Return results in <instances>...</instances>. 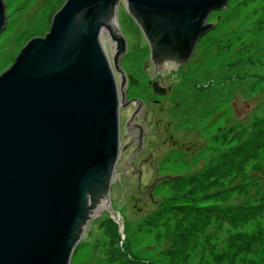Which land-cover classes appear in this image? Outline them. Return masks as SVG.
Masks as SVG:
<instances>
[{"label":"rangeland","instance_id":"1","mask_svg":"<svg viewBox=\"0 0 264 264\" xmlns=\"http://www.w3.org/2000/svg\"><path fill=\"white\" fill-rule=\"evenodd\" d=\"M65 1L3 0L0 75ZM207 21L213 28L157 96L143 70L148 46L120 5V67L139 81L128 97L148 124L138 157L154 160L127 167L129 152L120 154L109 205L89 219L70 264H264V0H228ZM130 115L121 110V124Z\"/></svg>","mask_w":264,"mask_h":264},{"label":"water","instance_id":"2","mask_svg":"<svg viewBox=\"0 0 264 264\" xmlns=\"http://www.w3.org/2000/svg\"><path fill=\"white\" fill-rule=\"evenodd\" d=\"M227 2L66 0L24 45L0 75V264H70L89 219L109 205L125 107L120 5L156 74L175 78ZM6 20L0 0V33Z\"/></svg>","mask_w":264,"mask_h":264},{"label":"flooded vegetation","instance_id":"3","mask_svg":"<svg viewBox=\"0 0 264 264\" xmlns=\"http://www.w3.org/2000/svg\"><path fill=\"white\" fill-rule=\"evenodd\" d=\"M208 23V21H207ZM148 46V45H147ZM148 51H149V56H150V50L148 47ZM149 61L146 60L143 64V70L150 72L151 70L154 73V78L152 79V81L150 82V87L152 89V92L154 93V87L156 88L157 91L161 92V93H154L157 96H163L168 94L171 91V86L168 84V77H166L167 74H164L162 72H160L159 75L156 74V71L152 65V63L149 61L147 67H145V63ZM121 70V68H120ZM123 72V71H122ZM124 74V72H123ZM116 76V81L118 86L121 84V76L119 74H115ZM125 76V90H124V105L125 107L120 108L119 110V132L121 134L122 131V127L125 130V133L123 134V138L122 135H120V137L126 142L124 147L120 148V154L122 155L125 151H128L129 154L127 156V158L123 161V166H127V167H134L133 160H135L134 162L139 164V166H151L153 164V154L150 152L149 154H147L145 157H141L139 158V154L141 152H143L144 150V139L146 136V132H147V125L146 124V117L144 116L143 112H142V108L145 107L142 102L137 99V98H129L128 97V86H136L138 85L139 81L138 79L134 78L132 75L130 74H124ZM130 76L133 79L137 80V83L132 84L130 82ZM119 78V79H118ZM154 86V87H153ZM165 93H162V92ZM130 109L131 110V115L130 117L123 123L121 124L120 121V111L123 110H127ZM138 119H140V121H136ZM119 137V138H120ZM121 138H120V142H121ZM120 156V155H119ZM120 158V157H119ZM119 160V159H118ZM138 169V168H137Z\"/></svg>","mask_w":264,"mask_h":264},{"label":"bare ground","instance_id":"4","mask_svg":"<svg viewBox=\"0 0 264 264\" xmlns=\"http://www.w3.org/2000/svg\"><path fill=\"white\" fill-rule=\"evenodd\" d=\"M105 208V203L101 201L99 209L98 210H103Z\"/></svg>","mask_w":264,"mask_h":264}]
</instances>
